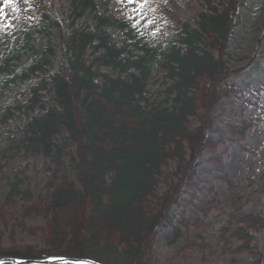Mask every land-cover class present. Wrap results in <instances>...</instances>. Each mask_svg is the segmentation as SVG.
I'll use <instances>...</instances> for the list:
<instances>
[{
  "label": "trees",
  "instance_id": "16d2710c",
  "mask_svg": "<svg viewBox=\"0 0 264 264\" xmlns=\"http://www.w3.org/2000/svg\"><path fill=\"white\" fill-rule=\"evenodd\" d=\"M202 1L194 23L182 21L172 35L152 43L128 44L113 34L115 28L133 36V28L112 13V0H70L69 29L45 7L37 23L23 24L24 43L6 51L0 60V74L9 75L0 82V94L12 83L43 76L30 86L24 102L5 109L0 124L17 111L42 109V113L8 130L3 153L42 154L50 158V174L45 193L36 200L23 186L27 180L23 170L6 177L0 228L7 224L4 207L14 205L19 195L27 202L21 206L22 218L42 215L46 225L42 247H3L0 241V260L65 257L99 264H142L158 228L172 223L173 206L187 188L196 186L198 159L206 150L215 152L221 142L209 136L214 111L224 98L239 93L230 80L249 66L232 68L227 58L239 9L248 0ZM87 12L93 13L94 25L82 20ZM54 28L61 47L57 66L48 73L56 56ZM37 32L46 35L44 49L16 71L22 54L34 51L31 41ZM156 69L163 72L164 88L151 101L146 93ZM262 98L264 85L255 91L252 102L260 114H264ZM255 122L248 118L230 128L244 138ZM229 183L234 190L236 185ZM239 203L232 191V211L219 238L229 247L234 239L239 243L232 247L234 252H249L256 257L253 264H261L253 231H264V210L244 209ZM178 236L176 227L173 239Z\"/></svg>",
  "mask_w": 264,
  "mask_h": 264
},
{
  "label": "rangeland",
  "instance_id": "374dc122",
  "mask_svg": "<svg viewBox=\"0 0 264 264\" xmlns=\"http://www.w3.org/2000/svg\"><path fill=\"white\" fill-rule=\"evenodd\" d=\"M15 2L18 11H14L11 5L4 9L11 26L5 32H0V60L6 51L24 43L21 32L23 24L37 23L41 8L45 7L58 18L65 29H69L73 22L70 0H29L28 3H25V0H15ZM0 7H3V0H0ZM133 7L121 4L118 0H112L110 5L112 13L126 19L131 27L134 23L131 17L135 15ZM202 9V0H150L144 8V16L147 19L141 28L132 27L133 36L126 35L119 29L111 30L116 37L128 44L137 40H141V43H152L163 36L172 35L182 21L194 23ZM82 20L95 24L93 13L90 12H87ZM148 20L154 21L152 27L148 26ZM51 36L56 43V56L48 73L55 70L61 47V40L55 28L51 31ZM45 42L44 33H35L31 41L34 51L23 53L14 69L19 71L32 63L44 49ZM129 49L138 52L132 45H129ZM263 53L264 0H248L247 4L239 9L227 58L232 68L248 64L249 66L232 76L230 82L240 89L239 93L222 100L214 111L213 124L209 131L210 137L221 142L216 146L215 152L206 150L198 159L194 178L196 186L194 189L187 188V194L181 198V202L173 206L170 211L172 223L166 222L158 228L142 264H253L256 261V257L249 252H234L232 247L235 249L239 243L233 239V246L229 247L219 238V233L232 211V191L240 198L239 204L244 209L264 210V114H260L256 105L252 103L255 91L264 85ZM88 57L89 60L92 58L90 55ZM253 58L256 61H253ZM103 71L117 75L111 68L103 67ZM8 76L7 73L0 74V82ZM42 76L40 73L28 80L17 81L4 90L0 94V117L8 106L24 102L29 95L30 86ZM163 79V72L156 69L146 93L151 101L159 98L160 91L164 88ZM45 99L46 106H49L48 97ZM259 105L264 109V98L260 99ZM40 113L42 109L29 113L17 111L7 123L0 124V201H3L8 191L6 177L17 170H23L24 176L27 177L23 186L30 189L34 200L45 193V185L50 174L47 169L50 158L42 154L25 153L23 150L16 151L13 156L8 152L3 153L7 147L5 138L8 130L23 125L28 118ZM248 118H254L256 122L248 127L244 138L232 133L231 126H241ZM194 122L192 120V123ZM71 149L74 150L75 147L72 146ZM211 157L217 158L220 163ZM171 165L175 166L174 163ZM230 181L236 185L234 190H231ZM161 188H164V183L161 184ZM14 200L16 202L14 205L4 207L7 224L0 228L2 246L42 247L44 243L42 232L46 219L42 215L33 214L22 218L21 206L27 202L21 195L16 196ZM188 200L191 201L185 203ZM20 222L23 223L22 227L16 226ZM176 227L179 228V236L173 239ZM253 232L256 236L254 244L260 256V263L264 264V231Z\"/></svg>",
  "mask_w": 264,
  "mask_h": 264
},
{
  "label": "snow or ice",
  "instance_id": "6c2138e0",
  "mask_svg": "<svg viewBox=\"0 0 264 264\" xmlns=\"http://www.w3.org/2000/svg\"><path fill=\"white\" fill-rule=\"evenodd\" d=\"M28 2L29 0H25V3ZM118 2L121 4L134 6L132 11L135 13V15L131 17V19L134 21L132 27L141 28L145 19H147L144 16V8L150 2V0H118ZM9 5L12 6L14 11H18L15 0H3V7H0V32H5L7 28L11 26L10 21L7 20L6 14L4 12V9ZM147 23L149 27L154 25V21L152 20H148ZM65 264H69V262L66 261ZM79 264H85V262H79Z\"/></svg>",
  "mask_w": 264,
  "mask_h": 264
},
{
  "label": "water",
  "instance_id": "95a60500",
  "mask_svg": "<svg viewBox=\"0 0 264 264\" xmlns=\"http://www.w3.org/2000/svg\"><path fill=\"white\" fill-rule=\"evenodd\" d=\"M69 262L72 264H79V262H85V264H99L97 262H94L92 260H86V259H72V258H49V259H40V260H21V259H13V258H4L0 260V264L3 263H15V264H21V263H28V264H48V263H65Z\"/></svg>",
  "mask_w": 264,
  "mask_h": 264
},
{
  "label": "bare ground",
  "instance_id": "6f19581e",
  "mask_svg": "<svg viewBox=\"0 0 264 264\" xmlns=\"http://www.w3.org/2000/svg\"><path fill=\"white\" fill-rule=\"evenodd\" d=\"M4 264V263H3Z\"/></svg>",
  "mask_w": 264,
  "mask_h": 264
}]
</instances>
